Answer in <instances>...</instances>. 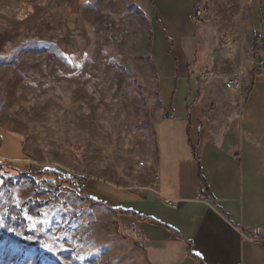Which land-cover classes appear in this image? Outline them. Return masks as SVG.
Listing matches in <instances>:
<instances>
[{
  "label": "rangeland",
  "instance_id": "rangeland-1",
  "mask_svg": "<svg viewBox=\"0 0 264 264\" xmlns=\"http://www.w3.org/2000/svg\"><path fill=\"white\" fill-rule=\"evenodd\" d=\"M135 1L145 16L93 17L79 0H0V161L21 172L0 168V264H148L111 204L92 199L128 204L107 197L120 193L107 182L126 178L138 140L154 137L152 62L175 65L180 38L191 35L171 13L187 11L179 1L191 2L193 15L200 6L203 21L192 19L201 35L213 26L207 14L247 8L264 34V0ZM227 44L212 38L205 47L228 56ZM262 59L259 47L255 69ZM32 166L84 176L89 187L54 189L28 173Z\"/></svg>",
  "mask_w": 264,
  "mask_h": 264
},
{
  "label": "crops",
  "instance_id": "crops-1",
  "mask_svg": "<svg viewBox=\"0 0 264 264\" xmlns=\"http://www.w3.org/2000/svg\"><path fill=\"white\" fill-rule=\"evenodd\" d=\"M79 2L93 17L144 15L135 0ZM178 3L187 11L181 18L171 13V24H184L191 35L180 38L175 65L152 62L154 137L138 140L139 155L131 153L126 178L113 175L107 182L120 191L107 197L128 204L105 203L122 210V228L138 236L148 264H264V89L258 87L264 86V69L254 66L258 33L246 8L228 17L219 10L207 14L213 26L200 35L192 3ZM162 11L155 13L160 19ZM212 38L228 43V56L219 45L208 53ZM195 44L204 62L198 52L187 53ZM231 79L239 89L229 87ZM141 154L149 166L141 165ZM202 188L206 194L198 200ZM255 228L262 241L254 238Z\"/></svg>",
  "mask_w": 264,
  "mask_h": 264
},
{
  "label": "trees",
  "instance_id": "trees-1",
  "mask_svg": "<svg viewBox=\"0 0 264 264\" xmlns=\"http://www.w3.org/2000/svg\"><path fill=\"white\" fill-rule=\"evenodd\" d=\"M263 12H264V8H263L262 14H263ZM254 46H255V48L260 47V51L264 54V34H255ZM1 147H0V150L2 149ZM24 159L28 160V157L25 155ZM0 168L13 170L16 172V175H18V176L21 173L18 170V167H16V165L14 163H8L6 161H0ZM40 176L44 179L46 184H48L50 187H52L54 189H59V188H63V187L73 189L72 188V181L76 178L73 176H69V177L65 178V177H63L62 174H60L59 172H57L56 170H54L51 167L44 169L41 172ZM92 202L93 203H101V204L105 205L106 207H108V204H106L105 202H99V201L93 200V199H92ZM110 209L118 215L123 213L122 210L118 209V208H110Z\"/></svg>",
  "mask_w": 264,
  "mask_h": 264
},
{
  "label": "built area",
  "instance_id": "built-area-1",
  "mask_svg": "<svg viewBox=\"0 0 264 264\" xmlns=\"http://www.w3.org/2000/svg\"><path fill=\"white\" fill-rule=\"evenodd\" d=\"M195 21H203V12L201 11L200 6H197L195 8V12L194 15L192 16ZM258 68L263 69L264 68V60H260L259 63H257ZM229 87L233 88V89H239L240 84L238 82V80L236 79H231L228 82ZM43 170H36L33 166L28 170V173L30 175H39L41 174ZM88 185V179L84 176H78L76 177L73 181H72V188L74 190H77L79 192H84L87 188ZM206 194V189L202 188L199 192V194L197 195V199L198 200H203L204 199V195ZM170 205L175 206L173 203H170ZM254 238L258 241H262L263 239L261 238L260 235V231L259 229L255 228L252 230Z\"/></svg>",
  "mask_w": 264,
  "mask_h": 264
}]
</instances>
